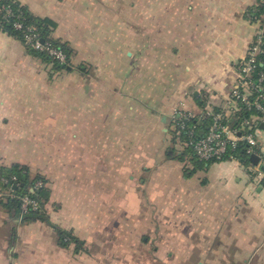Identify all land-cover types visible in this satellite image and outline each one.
Listing matches in <instances>:
<instances>
[{
    "label": "crops",
    "instance_id": "crops-1",
    "mask_svg": "<svg viewBox=\"0 0 264 264\" xmlns=\"http://www.w3.org/2000/svg\"><path fill=\"white\" fill-rule=\"evenodd\" d=\"M15 1L72 53L54 68L0 30V168L42 176L74 240L0 202V264H264V133L257 165L197 169L170 135L222 104L256 0Z\"/></svg>",
    "mask_w": 264,
    "mask_h": 264
},
{
    "label": "built area",
    "instance_id": "built-area-1",
    "mask_svg": "<svg viewBox=\"0 0 264 264\" xmlns=\"http://www.w3.org/2000/svg\"><path fill=\"white\" fill-rule=\"evenodd\" d=\"M246 18L256 26V29L238 65L236 80L222 104L216 109L204 110L197 114L177 110L171 116V138L175 137V144L182 151L190 148L191 154L200 161L235 159L233 152L242 143L246 145L245 153L248 156L258 154V136L264 133V69H258L264 54V0H256V3L247 10ZM23 20V12L14 10L11 3L0 1V27L2 22L11 21L12 27L21 32L20 40L27 50L44 52L59 64H65V52L54 46L51 41L42 39L35 26L25 25ZM242 106L257 113H251L245 118L240 117L238 113ZM203 126L205 130L201 131L199 127ZM15 179V176L10 178L0 176L2 184L9 186L14 185ZM41 186L42 182L37 181L29 191L33 192ZM6 190L7 193H3L5 196L11 194L9 188L6 187ZM38 207L36 198L28 194L20 197L21 216L37 210Z\"/></svg>",
    "mask_w": 264,
    "mask_h": 264
},
{
    "label": "trees",
    "instance_id": "trees-1",
    "mask_svg": "<svg viewBox=\"0 0 264 264\" xmlns=\"http://www.w3.org/2000/svg\"><path fill=\"white\" fill-rule=\"evenodd\" d=\"M3 3H11V7L14 10H20L24 14V24L25 25H33L35 26L36 30L39 32L40 37L44 40H49L54 44V46H57L61 48L65 54H66V63L65 64H59L56 60L52 59L49 57L47 54L44 52H36L33 50H28L33 56L41 59L43 62L47 63L48 65H52L54 68H65L69 64L70 60V55L72 53V50L70 49L69 46H67L66 43L61 42L52 36V31L54 28V22L48 18H39L37 16H34L25 6L19 4L15 0H0ZM246 16V14H245ZM13 19V18H12ZM9 22H2V26L0 27V30L3 32H6L12 36H14L17 39H21V32L15 30L11 23ZM252 24V23H251ZM21 41V40H20ZM259 70L264 69V54H262L261 57V62L258 65ZM251 113H257L255 110L248 111L244 106H242L240 113H238V116L240 117H248ZM207 121V120H206ZM235 120H233L234 122ZM192 123V122H190ZM205 125V124H204ZM199 129L202 131L205 130V126L199 127ZM172 133V132H171ZM170 133V134H171ZM172 136V134H171ZM183 138V136H182ZM172 142L175 144V137L171 138ZM246 145L245 144H240V146L233 152V156L235 160H239L241 163L245 165H249V156L245 153ZM185 155H188L191 163L193 165V169H197L201 167L203 164H206L207 162L205 161H200L195 158L190 152V148H185V150L182 151L181 154H172V156L182 159L185 157ZM210 162V161H209ZM0 176L4 178H10L11 176H15L16 179L13 181L14 185L9 184H2L0 181V191H5L6 187L10 189L11 194L8 196H4L5 198H0V202L2 206L11 214H14L15 217L20 216V197L24 194H28L34 198L37 199L38 201V209L35 211H31L28 214L22 216L24 219L27 218H38L46 223L50 224L53 226L57 232H58V239L61 244H67L70 242L72 239V236H70L67 232H64L62 230H59L55 225L51 224L49 222V219L45 217V213L43 211V206L44 203L47 201L49 197V190L46 187V181L45 179L40 176L39 174H34L30 171V169L26 165H21V164H12L8 167H1L0 168ZM41 181L43 186L40 188L35 189L33 192L29 191L30 187H32L35 182ZM5 193V192H3Z\"/></svg>",
    "mask_w": 264,
    "mask_h": 264
},
{
    "label": "water",
    "instance_id": "water-1",
    "mask_svg": "<svg viewBox=\"0 0 264 264\" xmlns=\"http://www.w3.org/2000/svg\"><path fill=\"white\" fill-rule=\"evenodd\" d=\"M260 128H262V126L260 125ZM249 161L252 163V164H255V165H257L258 164V162H259V156L257 155V154H251L250 156H249Z\"/></svg>",
    "mask_w": 264,
    "mask_h": 264
},
{
    "label": "rangeland",
    "instance_id": "rangeland-1",
    "mask_svg": "<svg viewBox=\"0 0 264 264\" xmlns=\"http://www.w3.org/2000/svg\"><path fill=\"white\" fill-rule=\"evenodd\" d=\"M177 110H178V109H177ZM177 110H175V111H177ZM175 111H174V112H175ZM174 112H173V113H174ZM173 113H172V115H173ZM171 118H172V117H171ZM170 133H171V125H170ZM170 135H171V134H170ZM7 191H8V190H5V191H3V192H6V193H7ZM0 195L4 196L3 193H0ZM194 262H195V261H191L190 264H195Z\"/></svg>",
    "mask_w": 264,
    "mask_h": 264
}]
</instances>
